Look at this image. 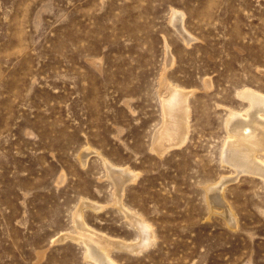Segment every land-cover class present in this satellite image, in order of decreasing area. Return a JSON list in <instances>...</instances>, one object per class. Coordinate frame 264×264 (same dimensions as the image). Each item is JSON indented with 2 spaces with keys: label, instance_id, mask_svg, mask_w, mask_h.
Segmentation results:
<instances>
[{
  "label": "rangeland",
  "instance_id": "rangeland-1",
  "mask_svg": "<svg viewBox=\"0 0 264 264\" xmlns=\"http://www.w3.org/2000/svg\"><path fill=\"white\" fill-rule=\"evenodd\" d=\"M165 83L188 124L162 151ZM247 88L264 0H0V264H95L79 218L117 264H264V181L221 162Z\"/></svg>",
  "mask_w": 264,
  "mask_h": 264
},
{
  "label": "bare ground",
  "instance_id": "bare-ground-1",
  "mask_svg": "<svg viewBox=\"0 0 264 264\" xmlns=\"http://www.w3.org/2000/svg\"><path fill=\"white\" fill-rule=\"evenodd\" d=\"M176 17L177 14H174L173 19H176ZM167 84L165 83L163 87H166ZM171 87L172 88H165L166 96L165 98H162L163 110L167 116L166 119H168L167 123L163 120L167 125L164 126L166 127V130L163 134L158 130L155 135L156 138L161 137V139L157 141L160 146L162 145L161 148L159 147L162 151L167 148L169 149L172 145H181L185 142L184 136L186 135V127L188 124L186 97L189 94L186 96L185 93L189 92L184 93L181 90H178V88L173 89L174 87ZM239 96L242 100L247 101L249 106L244 112H238L235 110L230 111V115L227 119L228 121L226 122L228 123L230 139L224 143V146L221 149V162L233 168L234 171L240 175L248 174L254 177H259L264 181V162L259 158V155L264 158V93L247 88L240 91ZM109 170L111 171V175L115 182L119 185L132 179V176L130 175L129 177H126V174L128 175L127 170L116 171L111 167H109ZM228 180L224 181L228 182ZM221 187L223 186L211 185L207 188L208 195L212 198L210 204L213 207L217 206V199L220 200V198H222L220 194L222 193V189H220ZM122 192L119 188L118 193L120 194ZM224 213L227 219L233 224V220H231L232 214H230L227 209H225ZM79 217L80 216H78V218ZM131 217L133 224L137 227L140 241L136 244L134 243V245L119 242L118 247L132 250L135 253V251L139 252L143 248L153 244L152 242L154 241L155 233L153 234L152 227L144 223V220L136 217L133 213ZM76 222V225L79 227L80 237L76 236L78 238H74L77 240L80 239L86 244V257L94 261L95 264H117L109 256L110 249L117 247V244L113 242L111 246L106 242H100L101 238L95 240L93 235L88 233L90 231L85 228L83 220L79 218ZM231 223L230 225H232ZM84 237H86V239Z\"/></svg>",
  "mask_w": 264,
  "mask_h": 264
}]
</instances>
